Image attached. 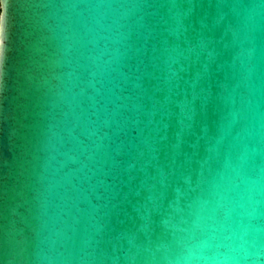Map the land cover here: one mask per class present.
Here are the masks:
<instances>
[{"label":"water","instance_id":"obj_1","mask_svg":"<svg viewBox=\"0 0 264 264\" xmlns=\"http://www.w3.org/2000/svg\"><path fill=\"white\" fill-rule=\"evenodd\" d=\"M0 264H264V0H0Z\"/></svg>","mask_w":264,"mask_h":264}]
</instances>
